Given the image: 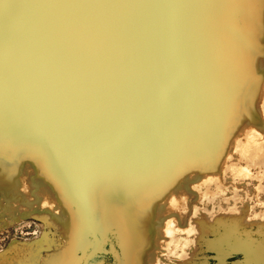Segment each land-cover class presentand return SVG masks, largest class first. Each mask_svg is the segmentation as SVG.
Listing matches in <instances>:
<instances>
[{"label": "rangeland", "instance_id": "rangeland-1", "mask_svg": "<svg viewBox=\"0 0 264 264\" xmlns=\"http://www.w3.org/2000/svg\"><path fill=\"white\" fill-rule=\"evenodd\" d=\"M100 6L0 0V264H264V0Z\"/></svg>", "mask_w": 264, "mask_h": 264}, {"label": "bare ground", "instance_id": "bare-ground-1", "mask_svg": "<svg viewBox=\"0 0 264 264\" xmlns=\"http://www.w3.org/2000/svg\"><path fill=\"white\" fill-rule=\"evenodd\" d=\"M96 1H98L100 4H101V6L100 7H98V8H96V10H97V12H101V11H103L104 9H106L107 8V4H108V0H96ZM44 12V11H43ZM45 13H46V16H45V19H46V21H47V12H44V15H45ZM28 21L26 22V30H27V33H28V35H29V37L30 38H37V40H36V42H37V44L39 45V48H40V50L41 51H43V50H45V48H46V46H47V35H46V32H45V26H43V24L41 23V22H39L38 21V17L36 18V16L34 17V21L36 22V26L34 27V28H32L30 31L34 34H32V33H29V27H30V23H31V21H30V18L28 17ZM52 22H54V23H59L60 24V22H61V19H60V17L58 16V17H56V16H54V19H53V21ZM59 26H65V28H61V33H59V35H57V36H54L53 37V39L52 40H50V42H51V44H50V46H52L51 48H48L50 51H53L54 52V50L55 51H59V52H62V48H60L61 47V45H63V47H65V46H68L69 45V43H67V41L66 40H70L71 39V37H72V35L74 34L73 32H71L70 30H68L67 28H66V24H62V25H59ZM57 38H59V39H57ZM49 46V45H48ZM70 46V45H69ZM64 49H66V48H64ZM48 51V50H47ZM58 52V53H59ZM48 57H49V55H48ZM50 59H52L51 57H50ZM65 70H67V69H65ZM70 72V71H69ZM71 73V72H70ZM69 73V74H70ZM64 74H66V73H64ZM67 74H68V72H67ZM72 75V74H71ZM68 76V75H67ZM91 75H89V77H90ZM68 77H70V76H68ZM63 78H64V76H63ZM71 78V77H70ZM73 78V77H72ZM72 80V79H71ZM71 80H69V81H71ZM75 80V79H74ZM71 81L70 82V84L72 83V85H73V82H75V81ZM91 80H92V78H91ZM64 82H65V80H64ZM69 84V83H68ZM74 86H75V84H74Z\"/></svg>", "mask_w": 264, "mask_h": 264}]
</instances>
